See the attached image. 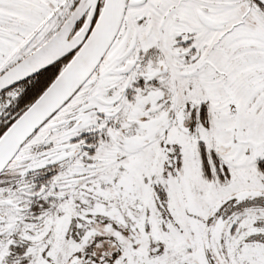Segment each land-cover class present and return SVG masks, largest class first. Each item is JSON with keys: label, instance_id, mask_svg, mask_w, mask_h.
Wrapping results in <instances>:
<instances>
[{"label": "snow or ice", "instance_id": "6c2138e0", "mask_svg": "<svg viewBox=\"0 0 264 264\" xmlns=\"http://www.w3.org/2000/svg\"><path fill=\"white\" fill-rule=\"evenodd\" d=\"M0 264H264V0H0Z\"/></svg>", "mask_w": 264, "mask_h": 264}]
</instances>
